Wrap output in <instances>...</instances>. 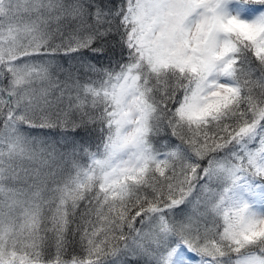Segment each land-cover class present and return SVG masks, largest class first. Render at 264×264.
I'll return each mask as SVG.
<instances>
[{"label":"snow or ice","instance_id":"snow-or-ice-1","mask_svg":"<svg viewBox=\"0 0 264 264\" xmlns=\"http://www.w3.org/2000/svg\"><path fill=\"white\" fill-rule=\"evenodd\" d=\"M0 264H264V0H0Z\"/></svg>","mask_w":264,"mask_h":264}]
</instances>
